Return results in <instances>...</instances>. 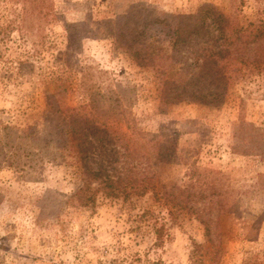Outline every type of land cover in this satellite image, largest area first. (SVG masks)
Returning a JSON list of instances; mask_svg holds the SVG:
<instances>
[{"label":"rangeland","instance_id":"374dc122","mask_svg":"<svg viewBox=\"0 0 264 264\" xmlns=\"http://www.w3.org/2000/svg\"><path fill=\"white\" fill-rule=\"evenodd\" d=\"M234 4L245 19L264 17V0H0V264H264V67H244L221 106L165 103L154 69L94 24L121 16L150 42L165 14L205 5L229 14ZM160 39L168 44L165 32ZM182 55L169 63L173 81ZM58 90L68 106L97 93L94 119L122 130L119 148L137 147L142 169L157 172L145 193H98L93 207L73 199L79 168L42 125L46 96ZM156 134L175 139L172 161L161 160ZM204 179L220 195H192L179 212L154 196L162 186L199 190Z\"/></svg>","mask_w":264,"mask_h":264},{"label":"trees","instance_id":"16d2710c","mask_svg":"<svg viewBox=\"0 0 264 264\" xmlns=\"http://www.w3.org/2000/svg\"><path fill=\"white\" fill-rule=\"evenodd\" d=\"M232 8L229 14L215 5L202 6L195 13L185 16L165 14L164 18L155 19V23L160 24V31L150 36V42L145 27L125 28V20L121 16L94 24L101 35L114 38L116 46L122 48L133 61L154 69L162 101H182L189 97L190 100L218 107L224 103L230 84L244 67H264V17L248 20L241 15L238 5L234 4ZM70 30L69 40L73 43L75 38L73 30ZM163 32L168 38L167 45L159 44ZM183 51L185 54L182 55ZM181 55L183 72H180L179 81H173L168 75L174 66L169 63L171 60H174V65L179 63L177 59ZM59 95L60 90L47 94L42 125L43 128H51L49 141H54L57 149L73 157L79 168L82 184L72 195L73 199L81 206L93 207L98 193L126 200L145 193L150 187V178H155L157 172L154 170L150 174L146 167L142 169L139 160L141 150L137 147L131 149L124 144L119 148V142L126 139L122 130L101 122V119H94L92 113L97 93L90 90L91 103L80 106L66 105ZM5 128L13 132L12 128L16 127L6 125ZM23 128L26 136L32 137L31 128L37 127L30 124ZM159 137L153 135L154 145L162 150L161 160L170 162L175 154L176 141L168 136L162 144ZM32 139L33 142L38 141L37 136ZM168 143L171 147H166ZM123 146L125 150L121 154ZM120 156L124 160H120ZM201 181L199 190L190 188L176 192L162 186L161 190L154 188V196L175 213L187 207L183 203L192 195L200 193V199L220 195L216 180Z\"/></svg>","mask_w":264,"mask_h":264}]
</instances>
